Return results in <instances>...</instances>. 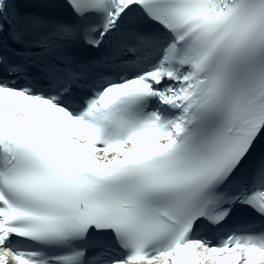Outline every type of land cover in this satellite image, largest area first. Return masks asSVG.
I'll return each instance as SVG.
<instances>
[{
  "label": "snow or ice",
  "instance_id": "obj_1",
  "mask_svg": "<svg viewBox=\"0 0 264 264\" xmlns=\"http://www.w3.org/2000/svg\"><path fill=\"white\" fill-rule=\"evenodd\" d=\"M0 264H264V0H0Z\"/></svg>",
  "mask_w": 264,
  "mask_h": 264
}]
</instances>
